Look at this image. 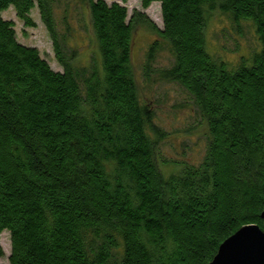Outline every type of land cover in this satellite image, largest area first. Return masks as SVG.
Listing matches in <instances>:
<instances>
[{
	"label": "trees",
	"instance_id": "trees-1",
	"mask_svg": "<svg viewBox=\"0 0 264 264\" xmlns=\"http://www.w3.org/2000/svg\"><path fill=\"white\" fill-rule=\"evenodd\" d=\"M127 1H74L88 10L100 59L99 68H78L58 31L61 0H0V234L10 237L9 264H210L241 228L263 227L264 0H141L144 10L160 4L162 29L142 13L127 20ZM10 7L28 28L38 10L62 72L17 41L2 17ZM215 11L239 30L250 24L257 38L235 66L207 50ZM137 25L156 35L143 77L166 48L173 64L159 76L186 90L207 128L201 162L169 175L157 152L164 133L133 70Z\"/></svg>",
	"mask_w": 264,
	"mask_h": 264
},
{
	"label": "rangeland",
	"instance_id": "rangeland-1",
	"mask_svg": "<svg viewBox=\"0 0 264 264\" xmlns=\"http://www.w3.org/2000/svg\"><path fill=\"white\" fill-rule=\"evenodd\" d=\"M74 1L61 0L55 12L59 33L67 35L65 50H75L76 67L87 68L94 63L99 68L100 59L88 10L81 4L76 5ZM122 5L127 9V20L135 13H142L152 24L162 29L160 4H151L146 10L142 9L141 0H128ZM65 8L67 13L64 15ZM2 17L14 23L16 38L20 44L36 48L52 70L62 72L55 59L51 39L36 8L30 12L35 25L32 28L25 27L12 7L3 12ZM238 27L225 14L215 11L208 17L205 29L208 52L231 66H235L241 58L250 56L258 47L252 26L241 23V30ZM155 40L156 35L148 26H135L132 65L139 93L154 110V123L164 133L163 138L158 139L157 152L163 173L169 175L183 163L198 165L201 162L206 149L207 128L186 90L177 83L163 81L159 76V71L166 70L173 64V58L166 48L160 50L155 57L152 69L156 72H152L148 80L143 77L145 54ZM0 251L3 253L0 264H9L11 242L6 231L0 234Z\"/></svg>",
	"mask_w": 264,
	"mask_h": 264
},
{
	"label": "water",
	"instance_id": "water-1",
	"mask_svg": "<svg viewBox=\"0 0 264 264\" xmlns=\"http://www.w3.org/2000/svg\"><path fill=\"white\" fill-rule=\"evenodd\" d=\"M262 229L246 226L226 239L210 264H264V212Z\"/></svg>",
	"mask_w": 264,
	"mask_h": 264
}]
</instances>
